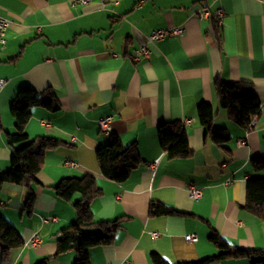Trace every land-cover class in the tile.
<instances>
[{
    "label": "crops",
    "instance_id": "crops-1",
    "mask_svg": "<svg viewBox=\"0 0 264 264\" xmlns=\"http://www.w3.org/2000/svg\"><path fill=\"white\" fill-rule=\"evenodd\" d=\"M73 1L0 0V16L8 22L0 44V78L6 80L0 92V171L10 166L6 135L15 132L10 105L22 88L50 89L59 105L57 111L30 109L24 125L29 138L63 142L45 152L30 184V211L24 203L29 187H0V215L23 242L5 257L0 248V264L73 263L75 253H57L56 239L75 223L72 203L79 194L64 201L52 188L62 178L84 174L94 175L101 188L91 202L94 218H123L111 244L88 251L90 264H121L125 259L153 264L152 253L167 264H198L220 253L209 240L211 230L233 246L264 249V224L244 207L246 180L264 178V167L259 172L250 168L253 158L264 159V0H108L104 6L102 0ZM205 5L211 11L223 8L221 25L197 17ZM169 26H183V36L150 44L148 59L130 58L152 30ZM218 80L252 84L260 106L249 131L241 130L219 105ZM200 102L212 106L214 126L228 131L224 149L206 138L197 119ZM106 115L113 116L111 134L100 132L96 123ZM184 119H192L184 125L192 156L168 159L157 127ZM114 138L135 144L142 160L122 183L105 177L96 162L97 148ZM154 160L153 170L148 165ZM192 185L202 189L197 200L188 196ZM152 203L181 214L151 215ZM191 233L197 237L194 242L185 239ZM34 235L40 242L32 246L28 241Z\"/></svg>",
    "mask_w": 264,
    "mask_h": 264
},
{
    "label": "trees",
    "instance_id": "trees-1",
    "mask_svg": "<svg viewBox=\"0 0 264 264\" xmlns=\"http://www.w3.org/2000/svg\"><path fill=\"white\" fill-rule=\"evenodd\" d=\"M215 93L219 105L228 112V118L232 119L244 131L253 127V118L257 115L260 100L251 83L215 82ZM54 93L50 89L37 92L31 88H22L12 100L10 114L15 119V132L8 133L6 140L12 148L10 166L5 171H0V187L5 183L25 185L29 190L25 203V209L30 211L34 200V191L30 184L36 181L44 163L46 150L54 149L63 142L54 138L35 137L29 138L25 132V126L31 116L33 106L44 107L48 111H57L59 105ZM197 106V119L204 127L206 138L212 144L224 149L225 143L230 140V135L225 128L216 127L213 124V108L207 102H200ZM157 134L161 148L168 159L187 158L192 156L189 148L187 133L184 124L179 121L162 122L157 127ZM96 159L101 173L118 183L126 181L131 169L138 167L142 160L135 144L123 145L118 138L111 143L97 148ZM264 167V159L253 158L251 167L253 172H259ZM246 184L245 209L260 219L264 224V178L250 176ZM58 198L69 201L75 194L79 198L72 203L76 215V221L68 229L63 230L57 236V253H75L72 264H90L89 252L91 248L109 245L114 240V235L122 227L123 218L114 220H96L91 212L92 199L101 194L94 175L84 174L82 177L62 178L52 188ZM151 215L181 214L163 204L152 203ZM97 228L100 233L88 235L85 229ZM209 240L220 250V253L203 259L198 264H210L227 258L251 260V264H264V249L239 248L233 246L221 237L215 230L209 232ZM23 245L19 232L12 224L0 215V248L5 257L9 251L18 249ZM153 264H167L157 253H152ZM44 261L38 263L43 264ZM191 264V263H186Z\"/></svg>",
    "mask_w": 264,
    "mask_h": 264
},
{
    "label": "built area",
    "instance_id": "built-area-1",
    "mask_svg": "<svg viewBox=\"0 0 264 264\" xmlns=\"http://www.w3.org/2000/svg\"><path fill=\"white\" fill-rule=\"evenodd\" d=\"M90 0H74L72 2L73 5L78 4V3H82L85 4L87 2H89ZM113 3H117L119 0H111ZM108 2V0H102V5L104 6L106 3ZM139 5V4H138ZM138 5H136L137 7H139ZM197 17L202 18V19H206V20H213L216 22L217 25H221L222 24V19L224 15V10L221 7L216 8L214 11H211L209 8V5H205L203 7H201L199 9V11H197L196 13ZM7 20L3 17L0 16V44H4L5 42V32L7 30L8 24H7ZM185 28L183 26H169V27H165V28H159L156 30H152L151 33L147 36L146 38V42L141 44L140 46L136 47L133 49L131 57L132 60H134L135 62H138L140 60L143 59H148L149 55L151 54V49L149 47L150 44L161 41L165 38L168 37H177V36H183L185 30ZM6 84V80L3 78H0V92L2 90V88L5 86ZM113 121V116L112 115H106V116H102L101 118L99 117L97 119L98 126H99V130L100 132L104 133V134H111L112 133V122ZM190 121H192V119H184L182 121V123L188 124L190 123ZM239 144H243L242 141L238 142ZM158 160H154L152 163H150L148 165V167L150 169H155L156 165H157ZM70 165H74V163L69 162ZM227 184L231 183V179H227V181H225ZM188 196H190V198L197 200L201 197L202 195V189L197 187V186H190L188 188ZM43 221H46V219L44 218ZM153 237L156 236V233H152ZM185 239L187 241L190 242H194L197 240L196 235H194V233L191 234H187L185 236ZM40 237L38 235H34L32 238H30V240L28 241L32 246L37 245L40 241ZM121 264H131L130 260L125 259L122 262H120Z\"/></svg>",
    "mask_w": 264,
    "mask_h": 264
},
{
    "label": "rangeland",
    "instance_id": "rangeland-1",
    "mask_svg": "<svg viewBox=\"0 0 264 264\" xmlns=\"http://www.w3.org/2000/svg\"><path fill=\"white\" fill-rule=\"evenodd\" d=\"M92 236H93V234H92Z\"/></svg>",
    "mask_w": 264,
    "mask_h": 264
}]
</instances>
